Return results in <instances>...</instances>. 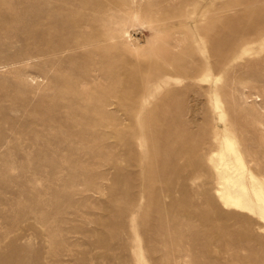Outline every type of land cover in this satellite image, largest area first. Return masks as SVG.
Listing matches in <instances>:
<instances>
[{
	"label": "rangeland",
	"instance_id": "1",
	"mask_svg": "<svg viewBox=\"0 0 264 264\" xmlns=\"http://www.w3.org/2000/svg\"><path fill=\"white\" fill-rule=\"evenodd\" d=\"M262 185L264 0H0V264H264Z\"/></svg>",
	"mask_w": 264,
	"mask_h": 264
},
{
	"label": "bare ground",
	"instance_id": "2",
	"mask_svg": "<svg viewBox=\"0 0 264 264\" xmlns=\"http://www.w3.org/2000/svg\"><path fill=\"white\" fill-rule=\"evenodd\" d=\"M227 146L228 147H231L232 146V143L230 142V143H227ZM234 153V152H233ZM240 167H241V165H240ZM263 186V194H262V197H264V185H262ZM255 194L258 196V194L255 192ZM259 197V196H258ZM261 197V196H260ZM233 203L235 204V205H238L240 202H239V200H233Z\"/></svg>",
	"mask_w": 264,
	"mask_h": 264
}]
</instances>
